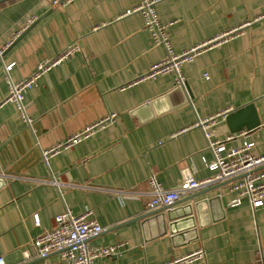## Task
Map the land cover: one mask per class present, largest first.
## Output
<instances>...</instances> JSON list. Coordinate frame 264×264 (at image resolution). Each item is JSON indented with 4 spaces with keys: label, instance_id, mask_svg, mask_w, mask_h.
Returning a JSON list of instances; mask_svg holds the SVG:
<instances>
[{
    "label": "crops",
    "instance_id": "obj_1",
    "mask_svg": "<svg viewBox=\"0 0 264 264\" xmlns=\"http://www.w3.org/2000/svg\"><path fill=\"white\" fill-rule=\"evenodd\" d=\"M61 1L0 4V257L5 264L44 263H25L24 253L64 210L92 211L105 231L89 240L91 246H119L117 255L94 264H168L200 249L205 261L183 264H264V205L234 203L231 182L193 200L182 202L200 191L182 197L170 209L180 218L176 227L166 221L168 211L134 221L145 215L151 175L167 190L176 186L183 167L197 180L211 176L205 163L212 155L198 122L253 103L260 123L255 131L231 134L223 117L209 131L218 140L234 135L229 146L254 142L253 153L264 155V0H156L158 19L171 23L167 31L176 54L205 45L183 66V88L170 74L147 78L165 52L133 12L146 0ZM30 20L34 26L13 43ZM72 44L79 50L50 66L24 92L26 124L16 105L6 101L8 80L30 78ZM111 114L110 123L67 145ZM50 150L55 151L45 164L42 154ZM192 205L187 222L182 212Z\"/></svg>",
    "mask_w": 264,
    "mask_h": 264
},
{
    "label": "built area",
    "instance_id": "obj_2",
    "mask_svg": "<svg viewBox=\"0 0 264 264\" xmlns=\"http://www.w3.org/2000/svg\"><path fill=\"white\" fill-rule=\"evenodd\" d=\"M156 0L143 1L133 12L139 13L143 19L144 29L148 32L153 44L161 47L165 52L163 61L152 66L147 78H154L157 75H173L175 84L178 87L184 86V77L182 68L190 64L203 51L205 45H198L191 49L176 54L171 46L168 36V27L171 23L164 24L158 19L154 4ZM56 2H54V5ZM264 18V15L261 17ZM30 20L26 28L31 24ZM79 50L78 45L67 46L59 56L52 62H46L40 65L37 71L28 79L13 83L8 80V94L6 101L16 105L18 112L26 124L30 120L25 115V106L23 104V94L26 90L32 88L38 77L49 69L50 66L70 57ZM4 49H0V57ZM11 65L5 67L9 71ZM206 77V74H204ZM227 113V112H226ZM216 115L204 119L196 124L204 133L206 139V149L211 153L212 160L205 163L211 176L197 180L193 172L188 167L180 170V175L176 186L167 190L157 182L155 177H149L150 201L146 204L145 214L157 209L170 208L176 205L185 195L203 190L211 185L224 183L233 180L230 183L229 191L235 194L234 203L241 200H247L253 209L264 205V170L254 172L255 169L264 165V155L258 156L253 153L254 142L243 141L239 146H229L228 143L235 137L229 135L223 140L213 138V131L209 129L215 125L219 117ZM115 115H107L102 121L85 129L81 134L74 136L67 141V145L76 143L80 139L90 135L96 128L110 123ZM46 151L42 154L43 161L46 164L51 152ZM105 231L93 218L92 211L86 210L80 215H74L68 210L54 218V225L51 229L44 231L36 236L30 243V251L24 253V262L27 263L33 259L45 261L42 264H94L95 261L103 257L117 255L119 246H91L89 240L97 237ZM51 255L57 256V261L49 262L47 258ZM206 253L200 249L185 258L175 260L168 264H183L192 261H205ZM0 264H5L3 257H0Z\"/></svg>",
    "mask_w": 264,
    "mask_h": 264
},
{
    "label": "water",
    "instance_id": "obj_3",
    "mask_svg": "<svg viewBox=\"0 0 264 264\" xmlns=\"http://www.w3.org/2000/svg\"><path fill=\"white\" fill-rule=\"evenodd\" d=\"M8 0H0V4L1 3H4ZM65 0H62L61 3H63ZM40 18L37 20L39 21ZM36 23V22H35ZM35 23H32L31 25H29L22 33H20L16 39L13 41V43H15L16 41H18L32 26H34ZM11 43V45L13 44ZM10 45V46H11ZM3 54V53H2ZM1 60V58H0ZM180 88V87H178ZM183 88V87H181ZM223 120L229 130V132L231 134H234V133H239L241 132L242 130H245V132H253L255 131L260 123H259V120H258V117L256 115V111L254 109V105L253 103H248L238 109H235V110H231V111H228L227 113H225L223 115ZM264 168V165L255 169L254 172H257L259 171L260 169H263ZM233 180H228L224 183H219V184H215V185H211L203 190H200L199 193L197 194H194L193 196H190L188 199H185L183 200L182 202H186V201H189V200H193L201 195H204L205 193H207V190L215 187V188H218L220 186H222V184H225V183H230L232 182ZM174 206L170 207V208H164V209H161L160 211H154V212H150V213H147L145 215H142V216H139L137 217L136 219H134L135 222H140V221H143V220H147L148 218H151L157 214H160L161 212H165V211H168L166 213V217L163 216L162 219H166V221L168 222V224H170V227H176L177 226V223L176 221L180 220V218H178V214H176L175 211H170V209H172ZM192 206H189V207H186V210L182 212V217L185 218L183 220L187 221V222H190L192 221V215L190 214V212H192ZM194 207H197L194 206Z\"/></svg>",
    "mask_w": 264,
    "mask_h": 264
}]
</instances>
